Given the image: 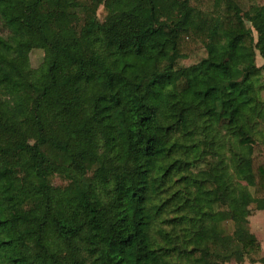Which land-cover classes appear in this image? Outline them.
<instances>
[{"label": "trees", "instance_id": "16d2710c", "mask_svg": "<svg viewBox=\"0 0 264 264\" xmlns=\"http://www.w3.org/2000/svg\"><path fill=\"white\" fill-rule=\"evenodd\" d=\"M258 54L264 0H0V264H255Z\"/></svg>", "mask_w": 264, "mask_h": 264}, {"label": "rangeland", "instance_id": "374dc122", "mask_svg": "<svg viewBox=\"0 0 264 264\" xmlns=\"http://www.w3.org/2000/svg\"><path fill=\"white\" fill-rule=\"evenodd\" d=\"M98 16L100 18L101 21L104 20L105 16H106V12L105 10L101 7L99 9V12H98ZM181 17V14H177V13H171L167 19V25L172 27L177 21L178 19ZM44 57H45V53L43 50H39V49H36L34 50L31 54H30V60L27 61V62H23L21 64V70L23 71V73L25 74H30L31 70L33 68H38L41 66V64L43 63L44 61ZM257 65L258 66H262L264 64V60L260 57V55L258 54L257 55ZM248 174L245 173V172H238L236 174V177H237V180L239 181L240 184H244L246 185V183H249V177L247 176ZM54 184L55 185H62L64 184L58 177H56L54 180H53ZM250 186L251 190L253 191V188H252V185H248ZM237 188L234 189V192L231 194V195H227L225 196L224 195V199L228 200L230 199V197H233V196H237ZM229 217L226 216V215H223L221 217V220H228ZM231 264H235V263H231Z\"/></svg>", "mask_w": 264, "mask_h": 264}, {"label": "crops", "instance_id": "0c3cea01", "mask_svg": "<svg viewBox=\"0 0 264 264\" xmlns=\"http://www.w3.org/2000/svg\"><path fill=\"white\" fill-rule=\"evenodd\" d=\"M243 172L248 174L247 176L249 177V181H250L249 183H246V185L248 186L251 184L254 190V181L251 170L247 169L244 170ZM248 187L250 188V186ZM262 205H263V209L255 212L249 218V222H250L249 228L261 244V253L259 254V256H256L255 259L257 262L255 264H264V201L262 202ZM244 264H251V263L247 261Z\"/></svg>", "mask_w": 264, "mask_h": 264}]
</instances>
